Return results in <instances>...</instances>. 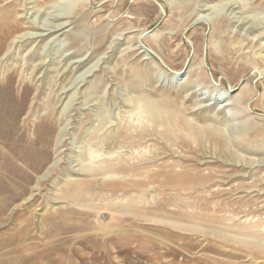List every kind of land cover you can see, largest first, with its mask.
<instances>
[{"label": "rangeland", "instance_id": "1", "mask_svg": "<svg viewBox=\"0 0 264 264\" xmlns=\"http://www.w3.org/2000/svg\"><path fill=\"white\" fill-rule=\"evenodd\" d=\"M0 264H264V0H0Z\"/></svg>", "mask_w": 264, "mask_h": 264}, {"label": "bare ground", "instance_id": "2", "mask_svg": "<svg viewBox=\"0 0 264 264\" xmlns=\"http://www.w3.org/2000/svg\"><path fill=\"white\" fill-rule=\"evenodd\" d=\"M74 1H77V2H81L82 0H74ZM61 8V7H60ZM55 11V10H54ZM69 12L67 11V10H65V9H63V12H61L60 11V13L59 14H57V15H51V16H53L54 17V19L55 20H61V19H63L64 18V16H65V14H68ZM35 26V25H34ZM38 26V25H37ZM68 27V25H67V22H62V23H60V24H52L51 26H48V28L47 29H44L43 31H39V33H31V32H28V33H25L24 35H21V36H19V38H23V39H25V37L27 36V39H31V37H34V38H44L45 37V35H51V34H54V33H57V32H62V31H64L65 30V28H67ZM41 28V27H40ZM65 33V32H64ZM58 34V33H57ZM17 38V37H16ZM13 42H15V41H13ZM81 65V63L79 64V66ZM92 71V68H89L87 71H86V73L85 74H83V75H87V74H89L90 72ZM181 73V71L180 70H172L170 73H168L169 74V78H170V80H172L173 78H175L177 75H179ZM88 76V75H87ZM82 78V77H81ZM84 78V77H83ZM77 83V82H76ZM218 91H221V90H218ZM223 94H225V93H223ZM228 100H230V99H228ZM228 100H226L225 102L223 101L222 102V104L223 105H225V106H229V105H231V103L228 101ZM69 105V104H68ZM68 108V107H67ZM64 109H65V107H64ZM150 112L152 111V113H151V116H152V120L154 121V123H159V122H161V123H163V122H165L166 120H164V118L162 119L161 117H158L157 116V114H156V109H155V107H149V109H148ZM153 114V115H152ZM67 128V127H66ZM128 134V133H127ZM127 134H125V136L127 135ZM66 137V136H65ZM60 140L59 141H61L62 139L61 138H59ZM98 158V156H95L93 153L91 154V153H89V157H88V160H90V162L91 163H86L85 164V166H86V168H87V170H89V171H91V172H95L97 169H96V167L97 166H95V165H93V163H94V160L95 159H97ZM100 160H97L96 161V164H97V162H99ZM115 162H116V160H114ZM119 161V160H118ZM113 162V161H112ZM111 165H108L107 167H105V168H100V169H102V170H104V172H108L107 174L110 176V177H115L117 174L118 175H120L121 173L120 172H124L125 171V169L124 168H121V167H119V166H117V164H112V163H110ZM116 171H120V172H116ZM150 178H152L151 176H150ZM193 179L194 178H198V177H192ZM155 182H159V181H155ZM162 186H163V184H162ZM194 186H187V187H183V188H181V189H183V190H185V189H194L193 188ZM156 218V217H155ZM155 218H153V219H155ZM156 221H159V222H163V221H161L160 220V217H157V220ZM163 223H166V222H163ZM244 231V230H243ZM242 234H243V232H242ZM248 236H250L251 238H256V234H254V233H252V232H249L248 234H247ZM225 236V235H224ZM232 238V237H231ZM248 242H250V243H253V242H255L254 240L253 241H248Z\"/></svg>", "mask_w": 264, "mask_h": 264}]
</instances>
